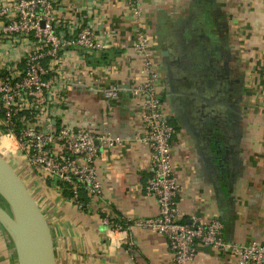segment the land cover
Here are the masks:
<instances>
[{
    "label": "crops",
    "instance_id": "0c3cea01",
    "mask_svg": "<svg viewBox=\"0 0 264 264\" xmlns=\"http://www.w3.org/2000/svg\"><path fill=\"white\" fill-rule=\"evenodd\" d=\"M139 2L162 76L159 93L178 126L172 162L179 219L218 217L225 240L263 243L264 0ZM58 8L66 23L92 10L98 37L108 45L81 54L65 49L66 117L122 141L98 155V197L80 189L74 200L71 185L47 181L25 163L19 167L51 227L57 264H174L166 239L134 224L155 216L158 206L145 192L149 150L139 140L144 128L135 92L143 67L125 3L59 0ZM110 87L117 97L108 101L103 90ZM105 218L132 223L111 233ZM0 264H16L1 226ZM190 264H235V257L198 243Z\"/></svg>",
    "mask_w": 264,
    "mask_h": 264
},
{
    "label": "built area",
    "instance_id": "2783aa9c",
    "mask_svg": "<svg viewBox=\"0 0 264 264\" xmlns=\"http://www.w3.org/2000/svg\"><path fill=\"white\" fill-rule=\"evenodd\" d=\"M123 1L134 26L133 49L143 67L135 92L141 100L144 128L139 140L149 150L150 176L145 192L158 206L155 216L134 224L163 236L174 264L192 263L198 243L232 253L235 264H264V242L225 240L218 217L179 219L180 187L172 162L176 130L160 97V71L149 44L144 10L139 0ZM58 6L59 0H0V148L5 155L11 154L8 157L41 172L47 181L71 185L74 200L80 189L98 197V155L122 140L69 123L70 74L65 49L81 54L104 50L108 45L98 37L92 10L66 23L58 15ZM103 94L111 101L117 97V88H106ZM104 223L114 233L126 232L132 221L105 218Z\"/></svg>",
    "mask_w": 264,
    "mask_h": 264
},
{
    "label": "water",
    "instance_id": "95a60500",
    "mask_svg": "<svg viewBox=\"0 0 264 264\" xmlns=\"http://www.w3.org/2000/svg\"><path fill=\"white\" fill-rule=\"evenodd\" d=\"M0 226L9 237L16 264H57L51 227L38 203L0 155Z\"/></svg>",
    "mask_w": 264,
    "mask_h": 264
},
{
    "label": "rangeland",
    "instance_id": "374dc122",
    "mask_svg": "<svg viewBox=\"0 0 264 264\" xmlns=\"http://www.w3.org/2000/svg\"><path fill=\"white\" fill-rule=\"evenodd\" d=\"M0 153L2 155H4V157L6 158V160L8 161V163L12 166V168L15 170V172L17 174H20L19 173V171H20V168L19 167H23L24 162H22V160L14 161L13 158L8 157L7 155H5L4 152H2L1 148H0Z\"/></svg>",
    "mask_w": 264,
    "mask_h": 264
},
{
    "label": "flooded vegetation",
    "instance_id": "af4514ba",
    "mask_svg": "<svg viewBox=\"0 0 264 264\" xmlns=\"http://www.w3.org/2000/svg\"><path fill=\"white\" fill-rule=\"evenodd\" d=\"M159 71H160V70H159ZM161 83H162V76H161V74H160V85H159V87L161 86ZM160 97H161V100H162L163 103H164V100H163V98H162L161 93H160ZM165 104H166V103H165ZM166 105H167V104H166ZM167 107H168V105H167ZM168 109H169V108H168ZM168 111H169V115H170V123L172 124V126H173L174 129L176 130L178 126H176L175 124L172 123V120H171L172 115H171V113H170V110H168Z\"/></svg>",
    "mask_w": 264,
    "mask_h": 264
},
{
    "label": "trees",
    "instance_id": "16d2710c",
    "mask_svg": "<svg viewBox=\"0 0 264 264\" xmlns=\"http://www.w3.org/2000/svg\"><path fill=\"white\" fill-rule=\"evenodd\" d=\"M2 201H1V199H0V203H1ZM2 204V203H1Z\"/></svg>",
    "mask_w": 264,
    "mask_h": 264
}]
</instances>
